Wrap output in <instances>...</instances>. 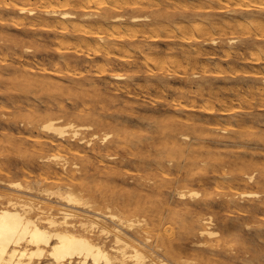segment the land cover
I'll list each match as a JSON object with an SVG mask.
<instances>
[{
	"label": "rangeland",
	"instance_id": "1",
	"mask_svg": "<svg viewBox=\"0 0 264 264\" xmlns=\"http://www.w3.org/2000/svg\"><path fill=\"white\" fill-rule=\"evenodd\" d=\"M16 1L36 7L37 12L41 13V0ZM158 2L143 10L127 9L126 13L128 18L133 14L142 13L151 16L150 19L141 21L137 25L143 30H138L131 37L148 48L151 46L156 49L160 53L161 60L168 61L169 64L167 61L162 63L163 68L159 73L161 78H151L145 66H142L133 77V67L121 64L119 59H116L112 68L101 72L102 62L90 63L86 58L87 52L97 57L104 53L106 50L102 48L99 50L102 51L101 53L96 50V46L103 47L101 43L97 44L98 42L89 37L84 39L79 35L61 41L57 37L60 32L57 33L40 23L32 25L26 13H20L13 7L7 8L0 1V56L5 57V60H0V193H2L0 204L7 200L9 195L19 194L17 190L7 185V181L21 180L25 185L33 186L35 181H41L44 186L55 189L59 184L64 187L71 184L72 190L91 198L93 206L96 208L100 206L103 212L107 211V205H110L113 210L124 216L147 217L146 225L151 239L147 242L146 249L154 256H161L175 264H264V39L256 38L260 29L252 26L250 30H235L234 35L240 39L235 43L236 45L230 46L227 44V38L233 34L230 28L227 27V30H217V28L212 34L220 37L221 43L224 44L218 47L197 41L196 32H185L191 37L189 41H184L183 32L181 33L177 28L178 25L206 20L207 17L216 25H223L227 20L232 23L242 19L264 20V10H261V6L252 4L251 10L235 12L233 8L237 5L236 1L220 0L216 6L227 4L226 11L206 14L190 12L191 10L184 12L186 5L198 4L200 0L193 2L192 0H158ZM87 4L85 11L94 14L87 22H90L94 30L101 27L107 29L114 25L113 20L99 23L93 17L110 4L99 5L90 1ZM1 16H4L5 20ZM177 22L179 24L176 26ZM155 35H158L157 39H153ZM204 36H209V33ZM112 40L108 39L109 42ZM195 46H199L203 52L198 54L187 52ZM225 51L230 52L228 59H223ZM259 51L261 59L256 58L258 61L254 62L245 61L246 56H252L251 52ZM124 53L126 52H122ZM144 53L146 54L145 51L130 49L126 55L132 54L141 62L145 57ZM256 53H253V56ZM62 54L73 55L69 65L70 71L69 66L67 67L63 61ZM169 54L173 58L182 59L183 63H173L174 67H171L170 65L173 64L169 62L170 58L167 57ZM43 67L47 69L44 70ZM112 72L124 73L127 76L123 79H115ZM169 72L172 73L168 74ZM193 72H197L199 76L193 77ZM148 80L155 82L149 89L144 87ZM123 82L129 83L131 92L118 89V85L124 84ZM212 107L213 111H210ZM223 110L228 111L223 113ZM37 111L41 112V116L37 117L40 122H43L46 115L63 114L64 122L75 120L77 123H93L94 128L85 131L94 130L99 134L94 138L93 145L96 147L84 143L81 147L82 155H74L70 152L66 155L70 163L67 173L62 168L65 160H53L52 163L58 170L50 173V179L42 176L46 160L34 150V140L30 136V134L38 136L41 133L40 130L31 128L28 123L30 116L35 112L38 113ZM78 112L83 115L78 116ZM172 123L174 126H171ZM183 126L187 129L189 127V130L184 129ZM225 127L227 131L223 130ZM127 128H130L129 132ZM143 128L149 132L144 131ZM118 130L120 136L116 133ZM107 131L113 132L112 139H119L117 145L113 141L109 142L115 147L109 151L102 140L103 134ZM171 132L173 136L169 135ZM182 132L188 134L190 138L186 136L184 138ZM195 132L201 134L197 135ZM142 135L143 137H140ZM177 145L183 148L181 150L184 153L178 149L172 152ZM170 147L173 148L171 152ZM57 148L45 145L39 150L42 154L48 155L57 151ZM209 148L210 150H207ZM109 152L114 153V157L109 155ZM140 152L145 156L143 157ZM216 154L218 156L221 154L222 157L220 155L219 159ZM159 160L163 163H158ZM74 161L80 167L73 166ZM203 163L209 164V167ZM71 166H73L72 170ZM198 168H201V173L195 175ZM252 171L255 173V178L249 180L247 174ZM85 181L91 183H84ZM101 184L105 186L102 188ZM86 186L90 189H86ZM182 188L187 191L197 189L201 193L195 196L188 195L187 199H183L177 194V190ZM241 190H254L258 195L241 196L234 193ZM34 192L33 195L24 194V197L31 196L35 202H38L41 197L47 196L46 193L37 194L35 190ZM52 198L47 202H52L56 206L61 205L56 196ZM209 215L213 217V228L219 231V235L214 237L199 234L202 218ZM165 231L172 233L169 234L171 237ZM235 233H238L240 238L233 241ZM145 235L147 233L144 230L138 234L141 238ZM94 236L105 241L108 247L113 242V235L100 234L97 229ZM200 240L206 243L201 244ZM147 264L152 263L148 260Z\"/></svg>",
	"mask_w": 264,
	"mask_h": 264
},
{
	"label": "bare ground",
	"instance_id": "2",
	"mask_svg": "<svg viewBox=\"0 0 264 264\" xmlns=\"http://www.w3.org/2000/svg\"><path fill=\"white\" fill-rule=\"evenodd\" d=\"M0 1H2L5 5V7H7V8L13 7V8H16V10L20 13H24V14L26 13L25 15H26V17H29L30 23L32 25H34L36 23H40V24H43V25L49 27L50 29L55 30L57 33L60 32V33H58L57 37L60 38L61 41L68 39V38H71L73 36L79 35L84 39L89 37V39L98 42L97 44L101 43L103 47H97L96 46L97 52L101 53L102 51H99V50H102V49H104L106 51L104 53H101L99 55V57H97L96 55H93L89 52L86 53V58H87L88 62H90V63H94V62L97 63L99 61H100L99 63L102 62L101 66H103V68H102L101 72L107 71V69L112 68L113 65H115L116 59H119L121 61V64L129 65V66L133 67L132 68V69H134L133 74H132L133 77L136 76V74L141 70L142 66H145L146 71L148 72V74L150 75L151 78L152 77L153 78H161L159 76V73H160V70L163 68L162 63L166 62L167 60L166 61L164 59L161 60V56H159L160 53L156 49L151 48V46H150V48H148L147 46H144V44L138 43L139 41L137 42L136 40H134V38L131 37L134 34H136V32L138 30H143V29L138 28L139 26H137V25H139L141 23V21H144L146 19H150L151 16H149V14H147V13H142V14H133V15L129 16V18H128L127 13H126L127 9H130V8L131 9L139 8V9L143 10V8H146L147 6H152L155 3H159L158 0H41V3H40V6H41L40 12L41 13L40 14L37 12L36 7L28 6L26 4L16 3L17 2L16 0H0ZM88 1L94 2V3L95 2L99 3V5L103 4V3L104 4H110L109 6L107 5V8L105 10L99 11L96 14V16H93V17H94L95 21L99 22V23L109 22V21L113 20V21H115L114 25L107 27V29H104L101 27L100 29L94 30L92 28L90 22H87V21H90L89 20L90 18H92L91 15H94L93 13L85 11L86 6L88 5L87 4ZM219 1L220 0H210V1L200 0V2H198V4L194 5V3H193V4L186 5L184 8V12L191 10L190 12H194V13L214 14V12L217 13V12L226 11L225 6L227 4H219V6H216V3H218ZM229 1H232V0H229ZM233 1L237 2L236 7L233 8V11H235V12H239V11L244 12L245 10H251V9H253L252 4L259 5L262 7L261 10H264V0H233ZM192 2H193V0H192ZM215 7H217L216 10H214ZM14 14H12V15H14ZM44 15H46V16H44ZM1 17H3L2 19H4V16H1ZM202 17H203V15H202ZM205 19L206 20L201 19L202 21H196V22L192 21L191 24H187V25H178L179 23L177 22V23H175V25L176 26L178 25L177 28L181 31V33L183 32L184 35H183L182 39L184 41H189L190 37H191V36L186 35L185 32H188V31L192 32V33L196 32V33H198L195 36L197 41H202V44H212V46H218V47L224 46V44L221 43L220 37L213 36L214 33L212 34L213 30H215L217 28H218L217 30H220V29L221 30H227V27L230 28L231 32L233 33L231 36H229L227 38V44H229L230 46H233L240 39L238 36L234 35L235 30H240V29L241 30H244V29L250 30V28H252V26L259 27V29H260V32H258V35L256 36V38L257 39H264L263 38V36H264V20L262 18L257 19V21L255 19L248 20V21H246V19H244V20L242 19V20H239L237 23H234V22L232 23V22H229L227 20V21H225V23L223 25H216L213 23V21H212V23H213L212 24L210 22L211 21L210 18L208 19V17ZM208 33H209V36L205 37L204 35H206ZM128 37H130V38H128ZM157 38H158V35L153 36V39H157ZM108 39H113V40L111 42H109ZM85 43H87V42L85 41ZM103 43L104 44L111 43V44L105 46ZM246 44H248V43H246ZM130 49H134L135 51H138V52L145 51L146 54L144 53L145 57L143 58V60H141V62H140L137 58H134L132 55L133 53L126 55L127 51ZM185 49H187V48H185ZM239 50L240 49L238 48V51ZM241 51H243V50L241 49ZM122 52H126V53L122 54ZM160 52H162V51H160ZM187 52H195L196 54H198V53H202L203 51L199 46L198 47L195 46L194 49H189V50H187ZM224 53H225V55L223 56V59H228L230 57V52L225 51ZM251 53H252V56H246V58H245L246 62H254L257 59L262 58L260 51L258 53H256V52H251ZM253 53H256L255 56H253L254 55ZM196 54H194V55H196ZM187 55H188V53H187ZM169 56H170V54H169ZM169 56L167 55L168 59L170 58L169 62L171 61L172 64L173 63H179V64L183 63L182 59L173 58L172 55L170 57ZM62 57H64L63 61L67 64V67L69 65H71L70 63L72 61L73 55L62 54ZM174 57H175V55H174ZM189 57H191V56H189ZM0 60H5V57L0 56ZM187 62L189 63V60ZM167 63H168V61H167ZM205 63H202V64H205ZM216 63H218V62L216 61ZM189 65H190V63H189ZM56 66H58V65H56ZM170 66L174 67V64L170 65ZM205 66H207V65H205ZM242 67H243V65H242ZM218 68H219V65H218ZM43 69L46 70L47 68L43 67ZM170 69L172 70V68H170ZM67 70H68V68H67ZM69 71H70V66H69ZM230 71H232V70H230ZM176 72H177V70H176ZM178 72H180V71H178ZM170 73H172V72H169L168 74H170ZM31 74L33 75L32 72H31ZM256 74H257V76H259L258 72ZM45 75H47V74H45ZM112 76L115 79H123L127 75H125L124 73H119V72L113 73L112 72ZM198 76H199V74L197 72H193V77H198ZM162 77L164 78L165 75ZM263 79H264V77H263ZM49 81L51 82V80H49ZM42 82H43V80H42ZM61 82H65V81L61 80ZM154 84H155V82L153 80H148L144 87L149 89ZM254 84H255V82H254ZM186 88L188 89V87H186ZM118 89L121 91L125 90L127 92L132 91L131 88H129V83H127V82L124 84H119ZM232 90H233V88H232ZM174 91H176V89ZM179 94H180V92H179ZM105 97H107V96H105ZM117 97H119V96H117ZM120 97H122V96H120ZM21 98H23V97H21ZM28 98H30V97H28ZM47 99H49V98H47ZM179 102H180V100H179ZM34 107H37V106H34ZM212 109H213V107L211 108L210 111H213ZM37 110L41 111L42 109H37ZM33 111H35V110H33ZM146 111H148V110H146ZM223 111L222 112L225 113L228 110H223ZM45 113H48V112L45 111ZM90 113H91V111H90ZM40 114H41V112H38V113L35 112L34 115L32 114V116H30L31 118L28 120V123L31 125V128H36V129L40 130V132H41V133H39L38 136H33L31 134H30V136H32L33 140H34V150L37 151V153H39L38 154L39 156H42L47 161V162L45 161V163H44V175L42 174V176L45 179H47V178H49L50 173L58 170V169H56V165L54 163H52L53 160H58V159L59 160L60 159L65 160L62 163V168L67 173L68 167L70 166L69 165L70 163H68L69 159H68V156H66V155L69 152L74 154V155L75 154L82 155L83 154V150L81 148L82 145L84 143L86 145H89V146L93 145L94 144V138L98 137L99 134L94 130L90 131V132L85 131V130L93 129L94 128L93 123H87V122L77 123L75 120H69L67 122H64L63 121L64 120L63 114L58 115V116H53L52 114L46 115L47 117L44 118L43 122H40L39 121L40 119L38 120V118H37L38 115H40ZM81 114L83 115V113L78 112V116H82ZM191 114H194V113H191ZM44 116H42V117H44ZM196 116H198V115H196ZM101 119H102V116H101ZM156 124H158V123H156ZM30 125H29V127H30ZM194 125H196V124H194ZM154 126H153V128H154ZM171 126H174L173 123ZM163 127H164V125H163ZM183 128L186 130H189V127L187 129L186 127L183 126ZM251 128H252V126H251ZM128 129H130V128H127V131H128ZM143 130L147 131L144 128H143ZM166 130H167V127H166ZM223 130L227 131V128L225 127ZM125 131H126V129H125ZM212 131H213V129H212ZM147 132H149V130ZM174 132H176V131H174ZM116 133L119 134L120 133L119 130ZM195 133H197V135H198V133H200V132H195ZM230 133L228 132V134H230ZM164 134L165 133H163V135ZM235 134H237V133H235ZM169 135H172V132ZM182 135H184V138H185V136L188 137V134H186L184 132H182ZM217 135H218V133H217ZM119 136H120V134H119ZM212 136H213V134H212ZM229 136H231V135H229ZM232 136H234V135L232 134ZM236 136H238V135H236ZM112 137H113V132H111V131L105 132L102 136V140L105 142L104 146L108 151L112 147H114L113 145H111L109 143L110 141H113L115 143V145L119 144V139L118 138L112 139ZM140 137H143V135ZM147 137H146V139H147ZM238 137H236V138H238ZM184 138H183V140H184ZM188 138H190V137H188ZM222 138L224 139V137H222ZM10 139L12 140V138H10ZM24 140H22V141H24ZM220 140H221V137H220ZM107 141H108V143H106ZM139 141H141V140L139 139ZM166 141H168V140L166 139ZM178 141H179V139H178ZM125 142H127V140ZM180 142H181V139H180ZM45 145L55 146L56 148L58 147L57 148L58 150L55 152L53 151V152L49 153L48 155H44V154H42V151L39 150V148L42 149L45 147ZM142 145H143V143H142ZM158 145H160V143H158ZM173 145H175V143H173ZM182 145H183V143H182ZM242 145H243V143H242ZM209 146H211V145H209ZM93 147H96V146L93 145ZM203 147H204V145H203ZM222 147H224V146H222ZM165 148H167V147H165ZM175 149L181 150L183 148L180 145H177L174 147V151H172V152H175ZM171 150H173V148L170 149V152H171ZM207 150H210V148ZM141 153L142 152H140V154ZM158 153H157V155H159ZM181 153H184V152L181 150ZM208 153H210V152H208ZM160 154H161V152H160ZM109 155L114 157L115 154L112 152H109ZM169 155H170V153H169ZM194 155H197V154H194ZM220 155L219 156L217 155V158H219ZM144 156H145V154H144ZM164 157H163V159H164ZM221 157H222V155H221ZM252 157L254 158L253 155H252ZM161 158H162V156H161ZM167 158H169V157H167ZM88 160L90 161V159H88ZM160 162H162V160H159L158 163H160ZM254 162H257V161H254ZM82 163H84V162H82ZM145 163L146 162L144 161V164ZM140 164H141V162H140ZM189 164H191V163L189 162ZM203 164H205V163H203ZM214 164L216 165V163H214ZM72 165L73 166L78 165V163L76 161H74L72 163ZM149 165H150V163H149ZM208 165L209 164H207L206 166H208ZM73 166L70 167L71 170H72ZM98 166H97V168H98ZM145 166H146V164H145ZM179 166H180V163H179ZM192 166H193V163H192ZM78 167H80V165H78ZM162 168H164V167H162ZM192 168H194V167H192ZM198 169L199 170H197L195 172V175L201 173L200 172L201 168H198ZM86 170H87V167H86ZM193 171H194V169H193ZM244 171H243V173H244ZM134 172H136V171H134ZM148 174L150 175V173H148ZM69 176H70L71 180H74V178H72L71 175H68V177ZM151 176H152V174H151ZM247 176H248L249 180H254V178H255L254 171L248 173ZM90 177H92V176H90ZM58 180H60V179H58ZM75 180L79 181V179H75ZM93 180L95 181L96 179H93ZM98 180H100V179H98ZM47 181H49V180H47ZM105 181H107V180H105ZM176 181H177V179H176ZM86 182L87 181H85L84 183H86ZM103 182H104V180H103ZM110 182H111V180H110ZM6 183L8 186L12 187L14 190H17L19 192V194L9 195L7 200L1 202V204H0V264H147L148 260H150L152 264H175V263H172V261L171 262L167 261L165 258H163L161 256L152 255V253L148 252V250L146 249L147 242L151 239L150 235H148V233L150 232L149 228L146 225L148 223L147 217H144L141 215L124 216V215L120 214L118 211L113 210L110 205H107L109 209L107 208L106 209L107 211L103 212V211H101L102 209L99 208L100 206L98 208L93 206V200H91V198L89 199L88 196L79 194V193H77V191L75 192L74 190H72L70 188L71 184H69V185L67 184L65 187L63 185L59 184L58 186L56 185L57 188L55 189V188H51V187H46L47 185L44 186L43 183L41 184V181H35L34 186L30 185V184L25 185L21 180H11V181H7ZM73 183L75 184V182H73ZM87 183L90 184L91 182H87ZM106 183H108V182H106ZM247 183H248V181H247ZM53 184H56V183H53ZM92 185H91V187H92ZM101 185H103V186H101L102 188L105 186L104 184H101ZM169 186H171V185H169ZM96 187H97V185H96ZM86 189H90V188H87V186H86ZM115 189H116V187H115ZM34 190L37 191L36 192L37 194L38 193H46L47 196L41 197V199L38 200V202H35V200L31 196L24 197V194H27V195L35 194ZM95 191H97V190H95ZM113 191L111 190V192H113ZM96 193H98V191ZM114 193H112V194H114ZM200 193L201 192L197 189H191V190L187 191L186 189L182 188V189L177 190V194L183 199H187L188 195L195 196V195H199ZM234 193L235 194L238 193L241 196L258 195V192L254 191V190H241V191H236ZM0 196H2V193H0ZM55 196L58 198L57 201L60 202V204H61L60 206H56L52 202L51 203L47 202V200L53 199L52 197H55ZM110 197H112V196H110ZM117 197H119V196H117ZM44 200H45V202H44ZM108 203H109V201H108ZM56 209L58 211L54 212V210H56ZM33 211H35L34 214L31 213ZM167 211H168V209H167ZM134 212H136V211H134ZM58 213H60V215H58ZM213 223H214V221H213L212 215H209L207 217H203L202 218V225L199 229V234L201 236H211V237L219 235V231L213 228V225H212ZM170 225L173 227L172 224H170ZM167 228H169V227H167ZM96 229L99 231L100 234L105 233L107 236L113 235V239H112L113 242L110 245V247H108L105 244V241H101L94 236ZM142 230H144L147 233V235H145V237H143V238L138 236V234L141 233ZM167 231H165L167 235L172 234V233H168ZM233 236H234L233 241L240 238V236H238V233L233 234ZM169 237H171V236L169 235ZM163 240H165V239H163ZM200 243L204 244L206 242L204 240H200ZM167 251H169V250H167ZM166 253H168V252H166ZM187 264H192V263H187Z\"/></svg>",
	"mask_w": 264,
	"mask_h": 264
}]
</instances>
